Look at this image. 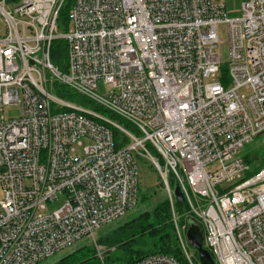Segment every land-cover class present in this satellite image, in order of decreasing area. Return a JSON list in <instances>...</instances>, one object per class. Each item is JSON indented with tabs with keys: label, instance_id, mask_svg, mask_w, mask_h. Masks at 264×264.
Wrapping results in <instances>:
<instances>
[{
	"label": "built area",
	"instance_id": "built-area-1",
	"mask_svg": "<svg viewBox=\"0 0 264 264\" xmlns=\"http://www.w3.org/2000/svg\"><path fill=\"white\" fill-rule=\"evenodd\" d=\"M65 4L0 0V264H42L96 242L138 204V156L159 172L184 259L135 264H198L171 177L215 264H264V166L251 174L241 153L264 134V0H244L238 16L220 0H73L67 28ZM11 104L21 114L7 119Z\"/></svg>",
	"mask_w": 264,
	"mask_h": 264
},
{
	"label": "trees",
	"instance_id": "trees-1",
	"mask_svg": "<svg viewBox=\"0 0 264 264\" xmlns=\"http://www.w3.org/2000/svg\"><path fill=\"white\" fill-rule=\"evenodd\" d=\"M72 4L73 0H66L60 16L61 27H68V13ZM66 59L67 43L63 40H58L54 43L52 50L53 63L58 67H62ZM223 74L227 79L226 69H224ZM58 93L63 98L74 95L65 89H59ZM111 116L116 118L113 115ZM119 121L129 126L122 120ZM114 133L115 139L119 144L121 139L119 132L115 131ZM245 159L251 163L250 158L245 157ZM176 209L181 216L179 224L182 227H186L189 214L184 211L183 204L177 203ZM97 239L100 245L106 248L115 247L117 252L113 254L105 251L106 257L103 260L97 255L94 247L85 246L67 253L53 264H135L154 254L169 255L179 261L184 259L168 198L157 203L151 210L140 213L127 224Z\"/></svg>",
	"mask_w": 264,
	"mask_h": 264
},
{
	"label": "rangeland",
	"instance_id": "rangeland-1",
	"mask_svg": "<svg viewBox=\"0 0 264 264\" xmlns=\"http://www.w3.org/2000/svg\"><path fill=\"white\" fill-rule=\"evenodd\" d=\"M220 1L226 5L227 12L229 13L230 16H238L241 13L244 0H220ZM218 52L222 56L223 64H227L229 60V48L227 45V31L225 27H222L220 31V43H219ZM99 93L103 96H106L107 94L110 93L109 87L105 85L103 81H100L99 83ZM55 95L62 97L58 92H55ZM64 99L79 106L89 109H94L92 103L85 102L84 100H82L81 96L79 95L76 94L70 95L64 97ZM20 114H21L20 105L11 104L5 106L4 115L7 119L17 118L20 116ZM150 151L154 156H156L152 149H150ZM77 153L81 154L80 148H78ZM241 153L243 157L250 158L251 160L250 163L251 174L258 172L264 166V134L257 136L252 143H250L241 150ZM137 162L139 165V172H140L139 198H138L137 206L133 209L128 210L126 214L121 218H119L117 221L103 226L99 231L96 232L97 238L105 236L106 234L112 232L113 230L123 226L124 224H127L133 218L138 216L140 213L151 210L157 203L167 198L166 190L162 185V179L159 175L158 170L155 168L151 160H149L146 157L138 156ZM170 184H171V188L175 190V181L173 177L170 178ZM3 199H4V191L0 187V201H2ZM64 203H65V198L63 196H60L59 200H57L54 204L50 206L48 212L57 210L58 208L62 207ZM176 214L177 216H179V220H180L181 216L177 212V209H176ZM172 219L174 222L173 211H172ZM85 246L94 247L97 251V255L103 260H105L106 252L113 254L117 252L115 247L106 248L100 245L98 239L96 240V242H86L85 240H83L75 243L71 247L66 248L65 250L51 257L48 260L49 263L47 262L46 263L53 264L59 259H61L63 256H65L67 253L73 252L74 250ZM189 250L196 256V260L198 261V264H201L198 260L197 251L191 246L189 247ZM46 263H42V264H46ZM111 264H115V263H111Z\"/></svg>",
	"mask_w": 264,
	"mask_h": 264
},
{
	"label": "water",
	"instance_id": "water-1",
	"mask_svg": "<svg viewBox=\"0 0 264 264\" xmlns=\"http://www.w3.org/2000/svg\"><path fill=\"white\" fill-rule=\"evenodd\" d=\"M174 194L178 203L183 204L185 199L179 186L175 187ZM186 238L191 247L198 253L201 264H215L212 254L204 247V238L200 225L192 218L187 219Z\"/></svg>",
	"mask_w": 264,
	"mask_h": 264
}]
</instances>
